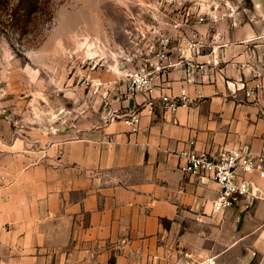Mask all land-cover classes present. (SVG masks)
<instances>
[{
    "label": "crops",
    "instance_id": "0c3cea01",
    "mask_svg": "<svg viewBox=\"0 0 264 264\" xmlns=\"http://www.w3.org/2000/svg\"><path fill=\"white\" fill-rule=\"evenodd\" d=\"M249 4L223 11L219 26L197 21L210 36L194 65L174 66L157 81L173 94L186 88L195 102L172 113L158 101L137 130L124 115L147 95H130L127 69L115 65L107 106L82 108L74 136L65 130L33 146L0 115V264H150L169 250L264 264V177L249 173L259 191L246 207L217 212L218 185L184 173L178 154L188 147L264 154V0ZM254 71L262 80L256 98L237 86Z\"/></svg>",
    "mask_w": 264,
    "mask_h": 264
},
{
    "label": "rangeland",
    "instance_id": "374dc122",
    "mask_svg": "<svg viewBox=\"0 0 264 264\" xmlns=\"http://www.w3.org/2000/svg\"><path fill=\"white\" fill-rule=\"evenodd\" d=\"M243 5L249 0H40L29 32L0 26V115L33 146L56 141L82 108L107 106L111 65L126 67V78L161 37L177 45L200 15L215 27Z\"/></svg>",
    "mask_w": 264,
    "mask_h": 264
},
{
    "label": "built area",
    "instance_id": "2783aa9c",
    "mask_svg": "<svg viewBox=\"0 0 264 264\" xmlns=\"http://www.w3.org/2000/svg\"><path fill=\"white\" fill-rule=\"evenodd\" d=\"M205 15H200L198 22L205 21ZM205 32L191 29L189 35L180 38L177 45L171 46L169 38H162L153 45L146 54L139 59L136 66L129 71V85L127 92L130 95L143 93L147 98L124 116L125 121L133 130H137L145 110L153 112L156 102H160L164 111L176 112L181 105H191L195 98L191 97L186 88L178 94L165 92V86L157 81L168 76L170 69L177 65H194V56L202 51L206 45ZM175 53L176 58H173ZM240 67H245L241 64ZM162 83V82H161ZM231 82L228 81V85ZM262 85L261 73L254 71L248 82L237 85L245 90L247 96L257 97ZM161 93L156 96L157 89ZM195 141L189 143L193 145ZM179 168L190 175H194L203 183L210 181L218 185L216 198L213 200V210L224 212L228 208L246 207L243 202L256 197L259 187L249 179V173L259 171L264 177V154H253L245 148H228L218 152L199 151L194 147L179 151ZM175 254L176 260L173 258ZM150 264H219L216 256L198 258L187 250H178V253L168 251L163 256L153 255Z\"/></svg>",
    "mask_w": 264,
    "mask_h": 264
},
{
    "label": "trees",
    "instance_id": "16d2710c",
    "mask_svg": "<svg viewBox=\"0 0 264 264\" xmlns=\"http://www.w3.org/2000/svg\"><path fill=\"white\" fill-rule=\"evenodd\" d=\"M39 2L40 0H0V16L4 19L0 26L19 32L20 35L29 32L36 24L33 22V15ZM51 11L49 9V13ZM1 30L3 31L0 27Z\"/></svg>",
    "mask_w": 264,
    "mask_h": 264
}]
</instances>
